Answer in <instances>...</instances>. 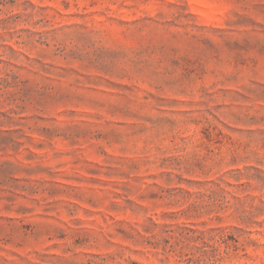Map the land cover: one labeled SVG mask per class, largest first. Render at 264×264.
<instances>
[{
  "label": "rangeland",
  "instance_id": "374dc122",
  "mask_svg": "<svg viewBox=\"0 0 264 264\" xmlns=\"http://www.w3.org/2000/svg\"><path fill=\"white\" fill-rule=\"evenodd\" d=\"M0 264H264V0H0Z\"/></svg>",
  "mask_w": 264,
  "mask_h": 264
}]
</instances>
